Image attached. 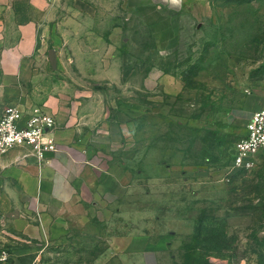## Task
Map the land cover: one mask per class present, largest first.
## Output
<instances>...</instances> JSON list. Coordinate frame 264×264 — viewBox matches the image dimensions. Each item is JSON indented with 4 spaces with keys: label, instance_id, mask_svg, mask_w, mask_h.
I'll return each mask as SVG.
<instances>
[{
    "label": "rangeland",
    "instance_id": "374dc122",
    "mask_svg": "<svg viewBox=\"0 0 264 264\" xmlns=\"http://www.w3.org/2000/svg\"><path fill=\"white\" fill-rule=\"evenodd\" d=\"M58 3L92 12L77 37L105 65L77 66L65 50L53 68L47 35L44 64L4 84L0 114L34 102L79 125L103 180L62 237L54 218L30 237L0 210V252L13 264H143L149 251L155 264H264V149L249 169L232 164L264 106V0Z\"/></svg>",
    "mask_w": 264,
    "mask_h": 264
},
{
    "label": "crops",
    "instance_id": "0c3cea01",
    "mask_svg": "<svg viewBox=\"0 0 264 264\" xmlns=\"http://www.w3.org/2000/svg\"><path fill=\"white\" fill-rule=\"evenodd\" d=\"M58 1L62 0H0V10L5 9L0 14L6 20L0 33V99L4 98V84H13L18 79L25 82L28 77L25 70L29 66L35 61L44 64L39 56L46 49V36L50 34H53L56 60L61 61V52L68 50L77 66L105 65L104 58L94 55L93 45L77 37L82 25L79 18L82 14L91 18L92 12L81 13L78 8L70 7L66 13ZM15 7L17 10L13 11ZM15 105L26 112L33 108L52 111L34 102L28 108ZM57 119L60 121L57 116L52 136L58 150L48 153L45 160L39 161L25 148L0 155V210L5 212L12 227L30 237L48 236L52 218L59 222L62 237L69 213L93 209V204L80 201H87L92 190L100 189L103 180L102 170L91 159L82 138L83 130L79 125L64 127ZM142 259L139 263L155 264L150 251Z\"/></svg>",
    "mask_w": 264,
    "mask_h": 264
},
{
    "label": "built area",
    "instance_id": "2783aa9c",
    "mask_svg": "<svg viewBox=\"0 0 264 264\" xmlns=\"http://www.w3.org/2000/svg\"><path fill=\"white\" fill-rule=\"evenodd\" d=\"M56 120L40 108L26 112L17 105H8L0 115V155L15 148L28 149L39 161L58 150L52 136ZM264 149V106L254 110L245 124V134L236 145L232 164L238 169L254 166ZM1 264H13L9 252H0Z\"/></svg>",
    "mask_w": 264,
    "mask_h": 264
},
{
    "label": "water",
    "instance_id": "95a60500",
    "mask_svg": "<svg viewBox=\"0 0 264 264\" xmlns=\"http://www.w3.org/2000/svg\"><path fill=\"white\" fill-rule=\"evenodd\" d=\"M48 60L53 68L56 67V54L54 48H50L47 53Z\"/></svg>",
    "mask_w": 264,
    "mask_h": 264
},
{
    "label": "clouds",
    "instance_id": "9594fccd",
    "mask_svg": "<svg viewBox=\"0 0 264 264\" xmlns=\"http://www.w3.org/2000/svg\"><path fill=\"white\" fill-rule=\"evenodd\" d=\"M172 4L175 5V6H180L181 3H182V0H171Z\"/></svg>",
    "mask_w": 264,
    "mask_h": 264
},
{
    "label": "trees",
    "instance_id": "16d2710c",
    "mask_svg": "<svg viewBox=\"0 0 264 264\" xmlns=\"http://www.w3.org/2000/svg\"><path fill=\"white\" fill-rule=\"evenodd\" d=\"M214 243H217V242H214ZM214 247V246H213Z\"/></svg>",
    "mask_w": 264,
    "mask_h": 264
}]
</instances>
